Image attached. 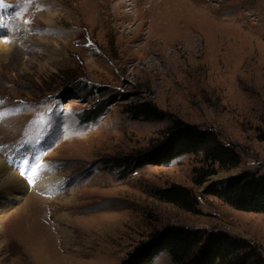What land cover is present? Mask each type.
I'll return each mask as SVG.
<instances>
[{"label": "rangeland", "instance_id": "obj_1", "mask_svg": "<svg viewBox=\"0 0 264 264\" xmlns=\"http://www.w3.org/2000/svg\"><path fill=\"white\" fill-rule=\"evenodd\" d=\"M165 1L0 0V164L26 184L0 189V264L42 263L40 247L58 255L45 264H120L168 225L222 230L264 256V215L203 191L211 177L221 190L228 177L264 174V36L228 27L242 12L238 0L194 5L195 13L220 14L212 27L225 39L217 41L200 18L179 22ZM104 101L97 118L82 121ZM141 102L213 130L237 150L240 166L199 187L202 157L194 155L122 177L106 160L146 148L170 123L125 112ZM174 184L196 192L200 214L147 193ZM55 228L68 233L66 248ZM153 264L171 262L162 254Z\"/></svg>", "mask_w": 264, "mask_h": 264}, {"label": "trees", "instance_id": "obj_2", "mask_svg": "<svg viewBox=\"0 0 264 264\" xmlns=\"http://www.w3.org/2000/svg\"><path fill=\"white\" fill-rule=\"evenodd\" d=\"M106 106L107 101L100 102L94 109L86 111V118L82 121L97 118ZM125 112L135 120H169L170 123L158 137L151 139L146 148L132 155L106 160V165L119 169L122 177L146 166H169L184 155H194L202 157L203 167L197 169L194 176V183L199 187L210 176L237 169L241 164L237 150L222 143L211 129L189 124L150 102L130 103ZM147 193L160 202L200 214L199 198L191 188L174 184L162 188L148 187ZM205 194L214 195L238 211L264 215V174L245 171L236 182L221 190L213 188ZM162 254L168 256L171 264H264V256L249 241L218 229L181 225L155 229L120 264H153Z\"/></svg>", "mask_w": 264, "mask_h": 264}, {"label": "bare ground", "instance_id": "obj_3", "mask_svg": "<svg viewBox=\"0 0 264 264\" xmlns=\"http://www.w3.org/2000/svg\"><path fill=\"white\" fill-rule=\"evenodd\" d=\"M201 1L202 0H166L165 3H167L168 5L171 4L172 8H174L173 10L175 11L176 15L179 14L178 16H175V18L179 17V22H182V21L185 22L186 26L194 25V24L198 23L196 21V19L200 18L201 21L199 23L206 24V26L204 27L205 28L204 32H207L208 35H210L211 39L217 41L216 37H220V35L223 37V38L221 37L222 39H225L224 38L225 35H223V31L221 28L214 27V26L212 27L213 21H223V19L220 17V14L218 12H216L215 10L210 9L208 7L202 8V9H206L208 11L207 13H203V12L202 13L201 12L195 13L193 11L194 5L197 4V2H201ZM238 3H239L238 4L239 9L242 12H238V13L233 15L232 19L234 20L235 24L228 26V27L230 29H236L239 33H243L244 30L248 31L250 34H252L253 38H258V37L262 38L264 36V0H238ZM165 6H166V4H165ZM196 7H198V4L196 5ZM179 8H180V10H179V12H177ZM182 10L187 11L185 17L184 16L182 17V15H181ZM253 10H255V11H253ZM161 12H162V10H161ZM253 16H255L256 19L251 20V17H253ZM125 19L127 22L131 23V21L133 20V16L130 14L126 15ZM230 34H233V33H230ZM1 174L5 175V179H3L4 181H2L1 177H0V189L24 188L26 186L24 180H22V179L20 180L19 177L16 176L15 174L10 173V171L3 172L2 165L0 164V175ZM212 181H214L215 184L218 182L215 179ZM219 185L222 186V183H220ZM58 222L60 223L61 221L59 220ZM54 232L56 233V236L61 234V239L63 238L61 246L63 244V246L66 248V246L69 243L68 242V240H69L68 233L65 232L61 228H55ZM3 235H4V227L0 223V236L2 237ZM6 237H7V235H6ZM40 240H42V244H43L44 240L41 238H40ZM46 240H47V238L45 239V241ZM51 243H49V244H51ZM45 244H47V243H45ZM41 246H43V245H41ZM28 253H29V251H28ZM56 253L57 252L55 250L51 252L49 250L46 251V249L43 247H40L37 251V254H35L37 257V258L35 257V259H37L38 263L42 262L39 264H45L46 262L55 261L54 257L58 256ZM27 255H29V254H27ZM59 263H61V262H59Z\"/></svg>", "mask_w": 264, "mask_h": 264}, {"label": "water", "instance_id": "obj_4", "mask_svg": "<svg viewBox=\"0 0 264 264\" xmlns=\"http://www.w3.org/2000/svg\"><path fill=\"white\" fill-rule=\"evenodd\" d=\"M237 180L238 178L228 177L226 186H228L230 183L236 182ZM208 181L209 183L203 188L204 192L211 190L212 188L216 186L215 182L212 181V177Z\"/></svg>", "mask_w": 264, "mask_h": 264}]
</instances>
